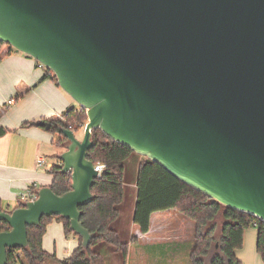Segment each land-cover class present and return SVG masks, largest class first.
<instances>
[{
    "label": "water",
    "instance_id": "95a60500",
    "mask_svg": "<svg viewBox=\"0 0 264 264\" xmlns=\"http://www.w3.org/2000/svg\"><path fill=\"white\" fill-rule=\"evenodd\" d=\"M0 40L51 69L87 116L80 138L56 126L70 190L42 186L0 210V264L43 216L68 219L88 247L79 207L94 198L95 128L264 222V0H0Z\"/></svg>",
    "mask_w": 264,
    "mask_h": 264
},
{
    "label": "trees",
    "instance_id": "16d2710c",
    "mask_svg": "<svg viewBox=\"0 0 264 264\" xmlns=\"http://www.w3.org/2000/svg\"><path fill=\"white\" fill-rule=\"evenodd\" d=\"M4 48L8 49L5 52L7 54L14 51L13 47L0 40V58ZM45 72L41 80L49 77L57 84L54 72L46 67ZM4 108L6 110V106ZM48 121L52 124L51 130L62 126L76 133L81 129L79 123H86L87 116L85 110L77 106L66 109ZM26 125L28 122L22 124V127ZM14 130L0 124V137ZM91 132L94 145L88 150V159L94 165L103 164L104 168L91 187L93 200L79 207L82 225L94 233L90 244L86 249L81 247V238L69 229L68 219L59 215L43 216L39 225L27 226V247L10 250L6 264H106L103 253L92 248L99 243H104L108 248L112 247V252L119 253L124 264L129 245L135 242L136 238L131 236L129 240H122L119 232L111 228V224L119 216L117 206L124 197L125 162L135 152L110 139L99 128L92 129ZM67 143L66 137L60 132L52 141L61 151ZM61 167L62 163L57 157V162L47 169L52 175L49 186L57 195L67 192L71 186L70 172L62 173ZM135 187L132 222L142 234L148 232L150 216L156 211L173 210L193 221L190 264H242L236 257L235 250L242 247L244 230L250 227L256 228L255 247L264 262V222L259 218L212 201L207 195L172 176L158 163L143 156L138 162ZM29 190L31 194L38 191L34 186ZM22 206L24 202L19 201L17 207ZM0 210L4 209L0 207ZM52 219L62 222L66 237L74 235L78 240V246L68 258L59 259L42 247L46 225ZM7 230L9 225L0 220V232Z\"/></svg>",
    "mask_w": 264,
    "mask_h": 264
},
{
    "label": "crops",
    "instance_id": "0c3cea01",
    "mask_svg": "<svg viewBox=\"0 0 264 264\" xmlns=\"http://www.w3.org/2000/svg\"><path fill=\"white\" fill-rule=\"evenodd\" d=\"M7 50H2L0 58V124L15 130L0 137V207L12 210L31 186L39 190L51 184L52 175L47 169L57 162L48 160L44 153L52 147L54 140L48 130L28 125L22 127V124L48 121L79 105H74L75 101L51 78L41 80L46 72L32 57L15 51L7 54ZM40 158L44 164L39 166ZM171 212L178 213L173 210L153 212L149 230L144 234L133 224L131 236L136 241L130 243L124 264H158L149 246L176 239L181 234L179 228L194 236L193 221L191 224L179 216H171ZM256 232L254 227L245 229L242 247L235 250L242 264H264L256 251ZM62 237H66L62 222L52 219L42 237L43 249L59 259L68 258L78 246V240L74 236L65 243ZM106 251L109 252V248L104 247Z\"/></svg>",
    "mask_w": 264,
    "mask_h": 264
},
{
    "label": "rangeland",
    "instance_id": "374dc122",
    "mask_svg": "<svg viewBox=\"0 0 264 264\" xmlns=\"http://www.w3.org/2000/svg\"><path fill=\"white\" fill-rule=\"evenodd\" d=\"M21 53V52H20ZM23 54V53H22ZM36 64H38L36 62ZM45 70V66L42 67ZM74 105H78L76 102ZM84 129L78 130L75 135L77 137H82ZM48 133L54 137L58 136L57 130H48ZM59 151V152H58ZM63 151V150H62ZM60 148L52 145L51 148L47 149L44 153L47 155V159L57 160L58 155L62 152ZM141 155L135 153L130 156L125 162V172H124V197L122 202L117 206L119 209L118 218L111 224V228L119 232L120 238L122 240H129L132 234L133 222L132 215L135 204L136 197V175L138 162L141 159ZM171 216L174 215L172 212ZM174 216H179L182 219L191 223V220L187 217L176 213ZM192 224V223H191ZM181 232L180 236L176 239H170L167 241H162L161 244H156L149 246L150 252L154 254V259L159 261L158 264H190L189 262V251L192 247L193 237L192 234L185 231L183 228H179ZM74 235H69L67 237H62V240L66 243L68 240H73ZM103 246V247H101ZM104 247L108 248L104 243H99L94 245L92 248L95 251L102 252L107 264H122L121 255L119 253L111 252L112 247L109 246V252H104ZM161 249V251H160ZM120 260V261H119ZM207 264V263H206Z\"/></svg>",
    "mask_w": 264,
    "mask_h": 264
},
{
    "label": "built area",
    "instance_id": "2783aa9c",
    "mask_svg": "<svg viewBox=\"0 0 264 264\" xmlns=\"http://www.w3.org/2000/svg\"><path fill=\"white\" fill-rule=\"evenodd\" d=\"M38 64V67H44L43 64L37 62ZM80 110V109H79ZM79 126L81 129H84V126H85V123H79ZM37 164L40 166V165H43L44 164V160L43 159H38L37 161ZM104 168V165L103 164H95L94 165V169L98 172V177L100 176V173L102 171V169ZM34 198H36V193L34 194H31L30 193V190H27L26 192H24L21 196H20V200L22 202H26L28 200H33Z\"/></svg>",
    "mask_w": 264,
    "mask_h": 264
}]
</instances>
